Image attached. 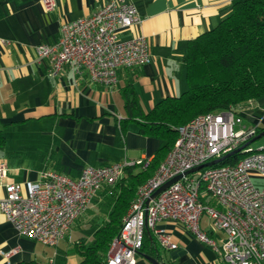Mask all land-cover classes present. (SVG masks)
<instances>
[{
  "label": "crops",
  "instance_id": "0c3cea01",
  "mask_svg": "<svg viewBox=\"0 0 264 264\" xmlns=\"http://www.w3.org/2000/svg\"><path fill=\"white\" fill-rule=\"evenodd\" d=\"M107 1L55 0V8L47 11L40 0H0L3 183L36 181L44 171L77 178L86 166L151 159L164 141L139 132L137 122L128 117L125 94L133 90L142 112L147 113L161 99L185 91L182 58L188 42L228 15L233 0H125L136 7L140 21L121 31L120 38L144 36L150 62L133 69L120 68L114 87L95 83L86 71L75 74L68 65L50 75L49 59L38 61L35 48L54 44L64 23L90 15ZM239 113L245 126L264 127V96L242 106ZM262 136L264 130L253 141ZM252 180L264 189V177L253 175ZM114 185H104L92 197L56 246L19 234L0 211V264L29 260L78 264L75 243L92 242L95 231L107 222L114 206ZM4 195L0 184V199ZM205 200L215 204L209 196ZM209 223L203 216L200 227L217 240L223 238V232L211 231ZM157 225L172 236L177 247L163 249L155 236L147 233L135 256L136 264H151L145 256L162 264H224L216 251L180 223L161 221ZM13 249L16 252L10 254Z\"/></svg>",
  "mask_w": 264,
  "mask_h": 264
},
{
  "label": "built area",
  "instance_id": "2783aa9c",
  "mask_svg": "<svg viewBox=\"0 0 264 264\" xmlns=\"http://www.w3.org/2000/svg\"><path fill=\"white\" fill-rule=\"evenodd\" d=\"M40 3L47 11L55 8V0ZM139 21L133 4L107 1L90 15L64 23L54 44L35 48L36 58L49 59L52 76L68 65L75 74L86 71L95 83L114 87L120 68L133 69L151 60L144 36L120 38L121 31ZM258 127L245 126L234 108L199 114L177 126L171 149L137 188L122 217L107 250L106 264H136L146 231L155 236L161 248L175 249L176 241L157 225L161 221L180 223L195 239L216 251L224 264H264V189L252 180L253 175L264 177V146L251 149L246 145L256 137ZM239 147L244 154L235 163L217 165ZM149 160L86 166L77 178L44 171L38 180L25 184L3 183L6 166L0 163V184L5 190L0 211L19 234L56 246L104 185H114L125 167L145 165ZM213 160L218 162L186 173ZM176 176L180 177L152 196ZM207 196L214 205L205 200ZM203 216L210 220V230L222 231L223 238L217 240L200 227Z\"/></svg>",
  "mask_w": 264,
  "mask_h": 264
},
{
  "label": "trees",
  "instance_id": "16d2710c",
  "mask_svg": "<svg viewBox=\"0 0 264 264\" xmlns=\"http://www.w3.org/2000/svg\"><path fill=\"white\" fill-rule=\"evenodd\" d=\"M182 59L187 88L180 95L165 97L143 113L133 90L125 94L128 117L137 122L139 132L159 137L164 143L148 164L124 168L121 179L111 188L114 206L107 222L95 231L92 242L75 243L78 264H106L107 250L120 229L122 217L137 188L171 149L177 126L199 114L228 108L240 110L248 100L264 96V0H233L228 15L188 42ZM261 130L264 127L259 126L258 133ZM242 154L235 153L217 165L233 164ZM147 233L150 234L145 232L140 251ZM12 264L46 263L29 260Z\"/></svg>",
  "mask_w": 264,
  "mask_h": 264
},
{
  "label": "water",
  "instance_id": "95a60500",
  "mask_svg": "<svg viewBox=\"0 0 264 264\" xmlns=\"http://www.w3.org/2000/svg\"><path fill=\"white\" fill-rule=\"evenodd\" d=\"M254 139H252L250 142H252ZM250 142H248L246 145L250 144ZM243 147H239L237 149H235L232 153H229L227 154L226 156H229L230 154H235V153H238ZM216 162L218 161H210V162H207L203 165H200V166H197L191 170H189L188 172L186 173H189V172H194V171H197L199 170L200 168L202 167H205V166H210V165H213L215 164ZM180 176H176L174 178H172L171 180L167 181L166 183H164L162 186H160L154 193H153V197L156 196L160 191H162L163 189H165L169 184H171L172 182H174L175 180H177ZM145 258L151 263V264H162L160 261L152 258V257H149V256H145Z\"/></svg>",
  "mask_w": 264,
  "mask_h": 264
},
{
  "label": "rangeland",
  "instance_id": "374dc122",
  "mask_svg": "<svg viewBox=\"0 0 264 264\" xmlns=\"http://www.w3.org/2000/svg\"><path fill=\"white\" fill-rule=\"evenodd\" d=\"M249 101V100H248ZM254 100H252L253 102ZM264 146V136H262L260 139L256 140V141H253L251 144H250V148L251 149H257V148H260ZM129 209V208H128Z\"/></svg>",
  "mask_w": 264,
  "mask_h": 264
}]
</instances>
